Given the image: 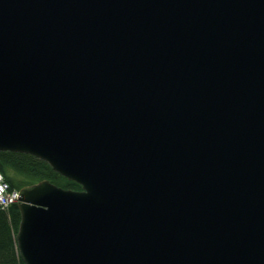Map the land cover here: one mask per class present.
<instances>
[{"label": "water", "instance_id": "1", "mask_svg": "<svg viewBox=\"0 0 264 264\" xmlns=\"http://www.w3.org/2000/svg\"><path fill=\"white\" fill-rule=\"evenodd\" d=\"M24 264H264V0H0V153Z\"/></svg>", "mask_w": 264, "mask_h": 264}, {"label": "trees", "instance_id": "2", "mask_svg": "<svg viewBox=\"0 0 264 264\" xmlns=\"http://www.w3.org/2000/svg\"><path fill=\"white\" fill-rule=\"evenodd\" d=\"M0 174L9 187L15 190L43 180L65 190H81L77 183L57 174L44 161L21 153L1 152ZM19 220L16 204L11 205L7 210L0 208V264H24L15 240Z\"/></svg>", "mask_w": 264, "mask_h": 264}, {"label": "built area", "instance_id": "3", "mask_svg": "<svg viewBox=\"0 0 264 264\" xmlns=\"http://www.w3.org/2000/svg\"><path fill=\"white\" fill-rule=\"evenodd\" d=\"M18 191L11 189L0 174V208L7 210L18 201Z\"/></svg>", "mask_w": 264, "mask_h": 264}]
</instances>
